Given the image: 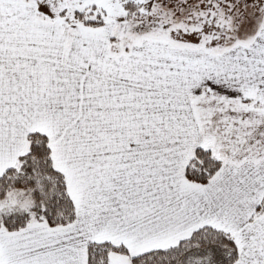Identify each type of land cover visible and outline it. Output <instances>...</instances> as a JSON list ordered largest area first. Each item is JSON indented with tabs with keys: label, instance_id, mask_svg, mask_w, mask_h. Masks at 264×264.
<instances>
[{
	"label": "snow or ice",
	"instance_id": "1",
	"mask_svg": "<svg viewBox=\"0 0 264 264\" xmlns=\"http://www.w3.org/2000/svg\"><path fill=\"white\" fill-rule=\"evenodd\" d=\"M0 264H264V0H0Z\"/></svg>",
	"mask_w": 264,
	"mask_h": 264
}]
</instances>
